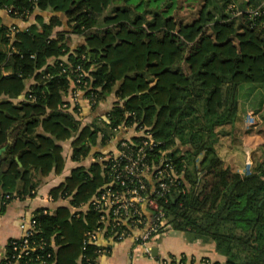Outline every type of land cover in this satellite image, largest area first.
Segmentation results:
<instances>
[{"label": "trees", "instance_id": "trees-1", "mask_svg": "<svg viewBox=\"0 0 264 264\" xmlns=\"http://www.w3.org/2000/svg\"><path fill=\"white\" fill-rule=\"evenodd\" d=\"M179 1L0 0V14L26 24L11 39L0 19V195L33 200L46 177L63 173L69 140L75 164L48 191L68 204L34 211L57 247L49 264L98 258L100 246L83 249L94 213L76 218L71 207L107 183L99 159L125 138L114 128L135 122L181 175L162 201L168 228L212 245L223 259L215 264H264V144L249 172L225 167L216 151L247 111L264 121V0H184L189 18ZM76 68L86 73L79 84ZM74 90L78 105L62 108Z\"/></svg>", "mask_w": 264, "mask_h": 264}, {"label": "built area", "instance_id": "built-area-1", "mask_svg": "<svg viewBox=\"0 0 264 264\" xmlns=\"http://www.w3.org/2000/svg\"><path fill=\"white\" fill-rule=\"evenodd\" d=\"M3 12L8 16L12 13L10 9ZM252 13L257 15L255 11ZM15 25L18 28L26 26L24 23L8 25L11 39L17 32ZM73 73L78 78L75 80L76 84H79L81 76H86L80 68L73 70ZM72 84L71 89L74 88V83ZM80 94L79 90L69 91L64 97L66 104H63L62 108L70 111L77 106ZM83 104L88 105V100H84ZM250 113L246 115V129L251 126ZM131 116L130 113L125 114V118ZM79 117H82L81 112ZM113 131L116 135L123 132L125 138L118 144L111 141L109 151L99 159L104 163L107 183L84 205L79 208L71 207L76 217L78 210L94 213V225L84 232L83 249L86 244H97L99 240L118 243L130 240L133 243L130 253L133 258L135 252H140L155 264H215L216 261L207 256L196 258L185 254L160 255L157 248L156 254L153 255L154 242L166 237L171 231L165 224L162 201L166 200L172 188L179 186L181 175L170 164L164 151L158 152L155 157V149L160 142L155 140L150 128L137 122L129 127L126 123H121ZM33 200L45 205L40 208L42 215H50L49 206L58 200L69 202V199L64 198L55 202L49 194H36ZM33 200L22 202L32 204ZM20 202L9 194L0 195V208ZM18 226L21 234L8 241L5 264H49L47 260L53 258L55 241L53 237L47 240L42 236L34 212L28 217L21 216ZM103 251V248L99 247L96 254L100 255ZM96 261L97 258L93 257L80 258V264H94Z\"/></svg>", "mask_w": 264, "mask_h": 264}, {"label": "crops", "instance_id": "crops-1", "mask_svg": "<svg viewBox=\"0 0 264 264\" xmlns=\"http://www.w3.org/2000/svg\"><path fill=\"white\" fill-rule=\"evenodd\" d=\"M0 19H1V24L4 23L5 25H10L12 23V21L5 14L1 13ZM32 20L33 19H31V21ZM62 21H63L62 29L65 30L66 29L65 20L62 19ZM45 22H47V19L45 20ZM58 31L60 30L59 29L54 30V32H58ZM69 38L71 44L73 45L80 43L79 38L76 36H69ZM112 100L113 97L111 98L110 101ZM103 106L109 107L110 105L104 104ZM108 107L106 110H108ZM257 114L262 120L259 111L255 112V115ZM242 122H244V118L242 119ZM262 122L264 125L263 120ZM262 133H263L262 142L258 146L259 148L261 147L260 152L263 149V144H264V127ZM70 153H71L70 145H63V156L66 161L65 169L63 173L60 175H50L46 177L41 187H39L37 194H42V195L48 194L50 187L56 186L63 181L64 177L68 174L69 170L75 165L70 160ZM63 204L67 205L68 201L59 202L58 200L56 203L50 205L49 206L50 214L53 215L55 213V208L58 205H63ZM43 206L45 205L39 202H35L34 204L33 203L28 204L27 202L11 203L0 214V264H4L8 241L12 238H16L21 234L18 226L20 217L21 216L28 217L37 209L43 208ZM81 213H85V212L83 210H78L77 212L78 217L76 218H79L81 216L80 215ZM168 234L166 237L159 238L156 242H154V247L157 248V253L160 255L165 256L172 254H185L187 256H194L196 258L207 256L213 259L214 261H219V262L223 261L221 257L215 254L212 245H203L197 241L189 242L185 239V237L181 233H179V236L177 238L170 237ZM96 245L100 246L104 250L103 253L98 256L96 264H155L153 260L147 259L140 252H135L134 258L131 257L130 253L133 247V243L130 240H126L120 243L112 240H99V242ZM56 249L57 247H55V250ZM75 264H80V257L76 259Z\"/></svg>", "mask_w": 264, "mask_h": 264}, {"label": "rangeland", "instance_id": "rangeland-1", "mask_svg": "<svg viewBox=\"0 0 264 264\" xmlns=\"http://www.w3.org/2000/svg\"><path fill=\"white\" fill-rule=\"evenodd\" d=\"M179 5L183 6L178 10L179 16L189 18L187 3L184 0H180ZM100 105L102 106L100 107V111H106L108 106H103L104 103H101ZM250 111L252 116L250 118V128L246 129V117H244V122L235 125V129L225 127L226 130L231 128L232 132L226 136L220 137L219 144L216 146L217 154L223 160L224 166L241 172H249L253 167L260 154L261 147L259 148L258 146L261 144L263 138V122L258 114L255 115V112L257 111L254 109ZM247 112L249 113V111ZM85 122H90V120ZM69 144L70 140L63 143V145ZM168 235L177 238L179 233L171 230Z\"/></svg>", "mask_w": 264, "mask_h": 264}, {"label": "water", "instance_id": "water-1", "mask_svg": "<svg viewBox=\"0 0 264 264\" xmlns=\"http://www.w3.org/2000/svg\"><path fill=\"white\" fill-rule=\"evenodd\" d=\"M0 152H1V150H0ZM155 254H156V248L153 249V255H155Z\"/></svg>", "mask_w": 264, "mask_h": 264}]
</instances>
